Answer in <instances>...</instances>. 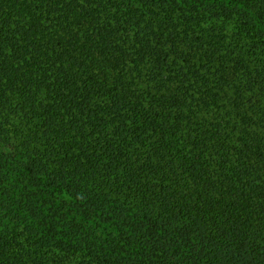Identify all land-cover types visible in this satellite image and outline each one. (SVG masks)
I'll use <instances>...</instances> for the list:
<instances>
[{
  "label": "trees",
  "instance_id": "trees-1",
  "mask_svg": "<svg viewBox=\"0 0 264 264\" xmlns=\"http://www.w3.org/2000/svg\"><path fill=\"white\" fill-rule=\"evenodd\" d=\"M0 204V264H264V1L0 0Z\"/></svg>",
  "mask_w": 264,
  "mask_h": 264
},
{
  "label": "rangeland",
  "instance_id": "rangeland-1",
  "mask_svg": "<svg viewBox=\"0 0 264 264\" xmlns=\"http://www.w3.org/2000/svg\"><path fill=\"white\" fill-rule=\"evenodd\" d=\"M248 1H249L250 3H251V2H254V4H256V2H260V0H248ZM263 1H264V0H263ZM230 26H231V22H229V27H230ZM12 193H13V194H12ZM14 195H15V196H18V195H19V190L16 189V188H13V191L10 192V196H9V198H8V200H7V205H8L10 208H12V209L17 208L14 199H12ZM1 208H3V206L0 204V210H1ZM8 218H11V217H8Z\"/></svg>",
  "mask_w": 264,
  "mask_h": 264
}]
</instances>
